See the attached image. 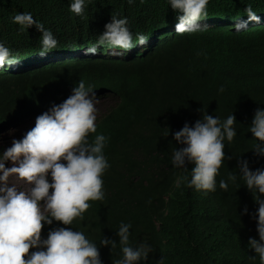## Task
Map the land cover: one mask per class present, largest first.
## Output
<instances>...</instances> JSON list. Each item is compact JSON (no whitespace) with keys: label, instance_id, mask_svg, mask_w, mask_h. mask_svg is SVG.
Masks as SVG:
<instances>
[{"label":"clouds","instance_id":"clouds-1","mask_svg":"<svg viewBox=\"0 0 264 264\" xmlns=\"http://www.w3.org/2000/svg\"><path fill=\"white\" fill-rule=\"evenodd\" d=\"M49 4L0 0V133L15 128L19 136L9 147L6 141L0 145V264H103L98 245L70 226L84 220L88 201L105 198L109 138L97 134L90 141L89 134L96 133L104 114L97 118L96 102L113 103L114 94L110 84L97 90L82 76L68 83L72 69L146 60L192 34L260 33L264 0H154L148 14L138 10L136 0ZM130 15L149 21L130 26L124 17ZM235 124L233 113L222 120L205 111L191 126L185 122L172 133L180 145L173 148L172 167L187 171L194 165L188 177L176 181L177 188L185 184L205 195L216 191L225 141L237 136ZM248 131L256 141L253 152L264 156V109L255 110ZM237 167L258 205L250 214L258 239L249 237L247 247L264 264V168L251 170L246 159L238 160ZM12 176L29 187L10 185ZM236 181L237 174L230 172L219 180V188L228 191L229 182ZM241 214H248L246 206ZM45 226H52L46 237ZM131 227L122 221L116 231L122 258L115 264H147L154 251L146 242H130ZM99 245L112 251L117 240L103 237ZM165 260L161 256L158 264Z\"/></svg>","mask_w":264,"mask_h":264},{"label":"trees","instance_id":"trees-1","mask_svg":"<svg viewBox=\"0 0 264 264\" xmlns=\"http://www.w3.org/2000/svg\"><path fill=\"white\" fill-rule=\"evenodd\" d=\"M60 1L50 0L49 5ZM136 4L148 14L154 0ZM124 17L130 26L149 21L147 16ZM72 72L68 83L82 76L97 90L110 84L114 94L96 133L89 134L90 141L97 134L109 138L104 149L111 165L103 175L105 198L88 201L84 220L70 226L98 245L103 264L122 258L116 236L122 221L132 225L133 245L152 246L147 264H158L161 256L165 264H260L247 247L249 237L258 239L250 215L258 205L243 185L237 162L246 159L251 170L264 168V156L253 152L256 141L248 131L255 110L264 109V31L192 34L146 60ZM221 86L223 93L218 92ZM205 111L222 120L233 113L237 129L233 142L225 141L217 189L207 195L185 184L177 188L176 181L188 177L194 165L186 171L171 164L173 148L180 147L172 133L185 122L191 126ZM230 172L237 174V181L229 182L228 191L221 190L219 180ZM245 206L248 214L242 215ZM49 227L42 229L45 237ZM103 237L117 240V247L111 251L100 246Z\"/></svg>","mask_w":264,"mask_h":264},{"label":"rangeland","instance_id":"rangeland-1","mask_svg":"<svg viewBox=\"0 0 264 264\" xmlns=\"http://www.w3.org/2000/svg\"><path fill=\"white\" fill-rule=\"evenodd\" d=\"M112 104V101L110 99L107 100H101L96 102V108H97V118L100 116V114L105 113L108 109V106ZM19 139V136L15 133L14 129H8L4 130L0 133V145L6 141L7 147L11 145L12 139ZM9 184L15 185L19 190H26L27 187H29L25 181L18 179L15 176H12L9 178Z\"/></svg>","mask_w":264,"mask_h":264},{"label":"bare ground","instance_id":"bare-ground-1","mask_svg":"<svg viewBox=\"0 0 264 264\" xmlns=\"http://www.w3.org/2000/svg\"><path fill=\"white\" fill-rule=\"evenodd\" d=\"M155 39H157V38H155ZM24 55V54H23ZM19 61V60H18ZM19 64V62L16 64V65H18Z\"/></svg>","mask_w":264,"mask_h":264}]
</instances>
